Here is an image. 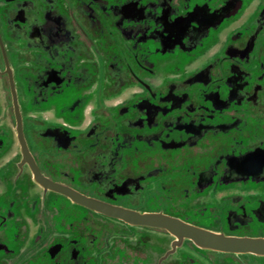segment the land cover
Wrapping results in <instances>:
<instances>
[{
    "label": "flooded vegetation",
    "instance_id": "1",
    "mask_svg": "<svg viewBox=\"0 0 264 264\" xmlns=\"http://www.w3.org/2000/svg\"><path fill=\"white\" fill-rule=\"evenodd\" d=\"M0 264H264V0H0Z\"/></svg>",
    "mask_w": 264,
    "mask_h": 264
}]
</instances>
